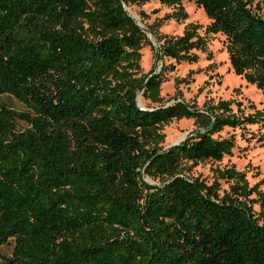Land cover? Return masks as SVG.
Returning <instances> with one entry per match:
<instances>
[{
  "label": "trees",
  "instance_id": "1",
  "mask_svg": "<svg viewBox=\"0 0 264 264\" xmlns=\"http://www.w3.org/2000/svg\"><path fill=\"white\" fill-rule=\"evenodd\" d=\"M145 1L0 0V95L26 108L0 103V245L11 243L0 264H264L260 182L233 166L209 184L183 174L221 161L234 137L219 133L264 124V112L237 114L233 99L166 104L141 49L191 63L207 40L194 22L179 35L145 30L127 10ZM158 1L177 8L164 18H187L181 0ZM192 1L204 33L224 36L232 71L264 96V0ZM181 119L194 129L165 146L164 126Z\"/></svg>",
  "mask_w": 264,
  "mask_h": 264
},
{
  "label": "rangeland",
  "instance_id": "2",
  "mask_svg": "<svg viewBox=\"0 0 264 264\" xmlns=\"http://www.w3.org/2000/svg\"><path fill=\"white\" fill-rule=\"evenodd\" d=\"M181 6L187 13V18L176 20L164 18L176 11L175 6L161 4L158 0H147L143 3L132 5L127 10L135 18L137 23L144 28L152 27L155 34L179 35L184 26L189 22L198 23L199 32L204 34L207 40L205 51H196L198 58L195 62L176 63L172 59L161 57L154 49L144 46L141 49L140 65L142 72H158L162 77L160 94L166 104L177 100H183L189 104L201 108L204 103H215L218 99H233L241 103L232 105L233 112L247 115L255 109L264 112V96L252 84L236 75L228 61L224 47V36L221 34H205V26L209 23L203 10L197 7L192 0H181ZM147 35L155 48L158 44L154 34L147 31ZM165 66L166 68H162ZM239 88V91H235ZM138 102L144 106L146 101L141 94L137 95ZM0 103L8 105L16 113L26 111L25 106L13 96L0 95ZM253 105V106H250ZM16 126L22 129L26 124L16 119ZM194 129L191 119L173 120L164 126L165 146H170L183 141L187 134ZM264 132V124H245L242 127L224 128L220 137H234V147L229 154L224 155L221 161H207L197 164L186 163L183 174L187 177L197 178L211 183L214 179L216 167H235L245 171L250 185L260 182L259 189L264 192V146H260L256 137ZM220 191L227 189L228 184L220 180ZM255 197V195H252ZM252 209L258 221L264 222L263 205L253 203ZM11 243L0 245V255L9 256Z\"/></svg>",
  "mask_w": 264,
  "mask_h": 264
},
{
  "label": "water",
  "instance_id": "3",
  "mask_svg": "<svg viewBox=\"0 0 264 264\" xmlns=\"http://www.w3.org/2000/svg\"><path fill=\"white\" fill-rule=\"evenodd\" d=\"M136 100H137V104L140 105L139 102H138V98H136ZM140 106H141V105H140Z\"/></svg>",
  "mask_w": 264,
  "mask_h": 264
}]
</instances>
